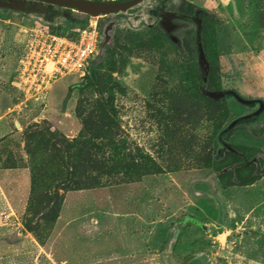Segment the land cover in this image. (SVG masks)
<instances>
[{
	"label": "rangeland",
	"instance_id": "374dc122",
	"mask_svg": "<svg viewBox=\"0 0 264 264\" xmlns=\"http://www.w3.org/2000/svg\"><path fill=\"white\" fill-rule=\"evenodd\" d=\"M180 8L208 13L222 91L249 104L227 96L220 108L201 93L205 68L178 55L192 30ZM87 21L0 0V264H183L203 252L214 264H264V178L217 179L229 128V145L264 154V0H146L107 22L114 45L86 75L102 77L103 92L81 89L85 76L27 96L18 67L31 34ZM183 216L200 228L168 256Z\"/></svg>",
	"mask_w": 264,
	"mask_h": 264
},
{
	"label": "trees",
	"instance_id": "16d2710c",
	"mask_svg": "<svg viewBox=\"0 0 264 264\" xmlns=\"http://www.w3.org/2000/svg\"><path fill=\"white\" fill-rule=\"evenodd\" d=\"M128 1L132 0H119L118 2ZM70 10L75 11L73 9ZM179 11L182 13L178 16L179 20L189 23L192 26V30L188 33L186 38L182 40V44L177 47L178 55L183 64L187 65L192 57H196L199 66L205 68V65H208L207 74H205V69L203 73H201L199 83L200 91L211 103L220 108H225V100L227 96L234 100H239V97L236 93H224L222 91V79L219 67L216 63L212 62L208 56V40L204 25L207 21L213 22V20L208 16V13L202 9H196L195 13L191 15H187L182 8H180ZM113 16L115 15L101 18L100 30L103 36V41L99 54L93 61L92 65L97 61L102 60L103 62L105 57H108L110 54L111 46L114 45V39L112 36L113 26L107 24ZM87 22L81 24L80 27H84ZM92 65L89 71H91ZM79 87L81 89L94 88L103 92L104 79H102V77L91 79L89 76H86L83 85H80ZM213 93H224V97L221 99H214L211 96ZM231 132L232 129L229 128L223 133V136H225V141H223L225 150L217 163L219 167L217 179L223 188H242L252 186L264 178V154L259 150H254L250 154H244L243 152L238 151L235 147L228 144V140L232 134ZM199 224L200 223L193 216L181 217L170 229L169 240L164 248L166 255L169 256L173 253L180 236L188 227L200 228Z\"/></svg>",
	"mask_w": 264,
	"mask_h": 264
},
{
	"label": "built area",
	"instance_id": "2783aa9c",
	"mask_svg": "<svg viewBox=\"0 0 264 264\" xmlns=\"http://www.w3.org/2000/svg\"><path fill=\"white\" fill-rule=\"evenodd\" d=\"M103 36L99 18L61 31L41 27L31 34L19 61V80L27 96L43 99L67 77L84 78L98 56Z\"/></svg>",
	"mask_w": 264,
	"mask_h": 264
},
{
	"label": "water",
	"instance_id": "95a60500",
	"mask_svg": "<svg viewBox=\"0 0 264 264\" xmlns=\"http://www.w3.org/2000/svg\"><path fill=\"white\" fill-rule=\"evenodd\" d=\"M37 2L46 3L52 6L65 9H73L77 13L83 14L87 17L92 18H104L110 15L120 14L128 11L139 4H142L146 0H132L128 2H103V1H92V0H35ZM208 72V65H205V74ZM212 98L220 99L224 96V93H213ZM241 103L249 104L247 101L239 100ZM203 230H206V226H201ZM19 237H23V233L17 234ZM206 259H209L210 264H214L209 255L205 252L198 255L188 256L183 264H192L197 261L201 264H206ZM164 264L169 263V257L164 261Z\"/></svg>",
	"mask_w": 264,
	"mask_h": 264
},
{
	"label": "flooded vegetation",
	"instance_id": "af4514ba",
	"mask_svg": "<svg viewBox=\"0 0 264 264\" xmlns=\"http://www.w3.org/2000/svg\"><path fill=\"white\" fill-rule=\"evenodd\" d=\"M30 1H34V2H36V3L39 4V5L56 7V6H52V5L46 4V3L37 2V1H35V0H30ZM58 8H59V7H58ZM206 264H210L209 259H206Z\"/></svg>",
	"mask_w": 264,
	"mask_h": 264
}]
</instances>
